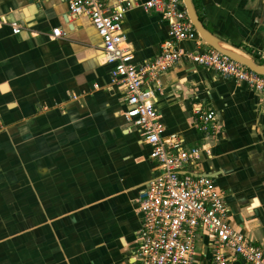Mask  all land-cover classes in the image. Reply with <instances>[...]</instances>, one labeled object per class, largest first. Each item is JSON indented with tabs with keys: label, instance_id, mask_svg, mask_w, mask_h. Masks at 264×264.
I'll return each instance as SVG.
<instances>
[{
	"label": "crops",
	"instance_id": "obj_1",
	"mask_svg": "<svg viewBox=\"0 0 264 264\" xmlns=\"http://www.w3.org/2000/svg\"><path fill=\"white\" fill-rule=\"evenodd\" d=\"M193 1L210 31L264 62V0ZM68 11L67 0H0V264H134L135 199L155 174L152 148L126 121L97 28ZM123 30L135 63L170 37L140 6ZM147 87L164 134L203 148L182 172L211 177L230 225L264 246V95L186 59ZM195 108L214 110L219 130L195 127ZM208 242L198 240L195 264H212Z\"/></svg>",
	"mask_w": 264,
	"mask_h": 264
},
{
	"label": "built area",
	"instance_id": "obj_2",
	"mask_svg": "<svg viewBox=\"0 0 264 264\" xmlns=\"http://www.w3.org/2000/svg\"><path fill=\"white\" fill-rule=\"evenodd\" d=\"M70 17L87 16L103 39V62L113 64L111 82L123 94L127 123L136 127L152 148L154 176L135 199L140 227L136 231L134 264H195L198 240L206 235L212 264H228L227 252L244 264H264V246L251 241L229 223L230 208L224 192L208 176L182 172L185 164L200 155L202 147H186L166 129L155 108L148 81L166 73L182 59L212 69L223 77L246 82L264 95V75L231 59L208 45L192 24L183 0H67ZM140 6L158 14L169 26L170 37L161 43L154 58L135 63L133 48L123 30L125 14ZM13 33L21 25L11 24ZM62 35L53 29L51 37ZM195 41L193 51L180 48L181 41ZM205 45V46H203ZM195 127L203 133L219 130L217 113L195 108Z\"/></svg>",
	"mask_w": 264,
	"mask_h": 264
},
{
	"label": "water",
	"instance_id": "obj_3",
	"mask_svg": "<svg viewBox=\"0 0 264 264\" xmlns=\"http://www.w3.org/2000/svg\"><path fill=\"white\" fill-rule=\"evenodd\" d=\"M188 16L194 25L195 29L199 33L200 37L210 46L219 50L221 53L227 55L231 59L247 66L252 71L264 75V62H260L252 56L245 57L236 53L233 50L227 49L225 46H229L233 49H237L229 43L223 41L219 36L210 31L204 22L202 21L193 0H183ZM197 176V175H196ZM209 177V176H208Z\"/></svg>",
	"mask_w": 264,
	"mask_h": 264
},
{
	"label": "bare ground",
	"instance_id": "obj_4",
	"mask_svg": "<svg viewBox=\"0 0 264 264\" xmlns=\"http://www.w3.org/2000/svg\"><path fill=\"white\" fill-rule=\"evenodd\" d=\"M227 49H229V50H233V51H235L236 53H238V54H240V55H243V56H245V57H249V56H247L244 52H242V51H240V50H238V49H233V48H231V47H229V46H225Z\"/></svg>",
	"mask_w": 264,
	"mask_h": 264
},
{
	"label": "rangeland",
	"instance_id": "obj_5",
	"mask_svg": "<svg viewBox=\"0 0 264 264\" xmlns=\"http://www.w3.org/2000/svg\"><path fill=\"white\" fill-rule=\"evenodd\" d=\"M246 54V53H245ZM247 55V54H246ZM247 56H249V55H247Z\"/></svg>",
	"mask_w": 264,
	"mask_h": 264
},
{
	"label": "trees",
	"instance_id": "obj_6",
	"mask_svg": "<svg viewBox=\"0 0 264 264\" xmlns=\"http://www.w3.org/2000/svg\"><path fill=\"white\" fill-rule=\"evenodd\" d=\"M194 3H195V1H194Z\"/></svg>",
	"mask_w": 264,
	"mask_h": 264
}]
</instances>
